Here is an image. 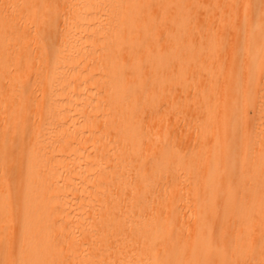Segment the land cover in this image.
Instances as JSON below:
<instances>
[{
    "label": "bare ground",
    "instance_id": "6f19581e",
    "mask_svg": "<svg viewBox=\"0 0 264 264\" xmlns=\"http://www.w3.org/2000/svg\"><path fill=\"white\" fill-rule=\"evenodd\" d=\"M0 264H264V0H0Z\"/></svg>",
    "mask_w": 264,
    "mask_h": 264
}]
</instances>
